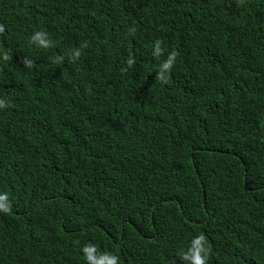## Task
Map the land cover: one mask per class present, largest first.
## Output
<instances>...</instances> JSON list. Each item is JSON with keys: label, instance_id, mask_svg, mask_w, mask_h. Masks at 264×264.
Listing matches in <instances>:
<instances>
[{"label": "trees", "instance_id": "16d2710c", "mask_svg": "<svg viewBox=\"0 0 264 264\" xmlns=\"http://www.w3.org/2000/svg\"><path fill=\"white\" fill-rule=\"evenodd\" d=\"M0 25V264H189L197 235L264 264V0H0Z\"/></svg>", "mask_w": 264, "mask_h": 264}, {"label": "clouds", "instance_id": "9594fccd", "mask_svg": "<svg viewBox=\"0 0 264 264\" xmlns=\"http://www.w3.org/2000/svg\"><path fill=\"white\" fill-rule=\"evenodd\" d=\"M3 26L0 25V32H2ZM30 41L35 44L39 48H47L51 45L52 41L49 39L48 34L44 31H34L30 36ZM163 41L159 38L154 39L152 41L151 49L153 57L159 60V63L155 69L156 76L155 78L160 80L161 82H167L168 76L171 73V70L176 63L178 53L175 50L169 51L165 58L160 59L163 55L162 49ZM80 56V49H73L70 53L69 59L74 61L78 59ZM9 55L6 51L0 50V60L7 61L9 59ZM64 57H60L57 62L63 60ZM22 63L31 68L33 61L28 58H24ZM9 107V102L7 98L0 97V110H4ZM10 201L6 194L0 193V212H8L9 211ZM191 248L187 253L183 254V259L188 261L189 264H206L208 259L210 246L205 241L203 235H197L193 238L191 242ZM95 251L94 246L86 245L82 248V252L84 254V259L87 264H118L119 257L111 253H105L104 256L107 257L104 259H96L92 253Z\"/></svg>", "mask_w": 264, "mask_h": 264}, {"label": "bare ground", "instance_id": "6f19581e", "mask_svg": "<svg viewBox=\"0 0 264 264\" xmlns=\"http://www.w3.org/2000/svg\"><path fill=\"white\" fill-rule=\"evenodd\" d=\"M229 19V18H228Z\"/></svg>", "mask_w": 264, "mask_h": 264}]
</instances>
